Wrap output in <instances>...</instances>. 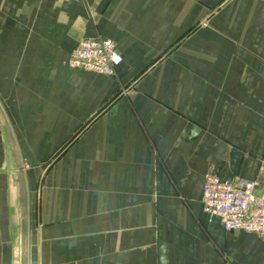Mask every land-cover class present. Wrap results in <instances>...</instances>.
<instances>
[{
    "label": "crops",
    "instance_id": "1",
    "mask_svg": "<svg viewBox=\"0 0 264 264\" xmlns=\"http://www.w3.org/2000/svg\"><path fill=\"white\" fill-rule=\"evenodd\" d=\"M207 171L264 199V0H0V264H264Z\"/></svg>",
    "mask_w": 264,
    "mask_h": 264
},
{
    "label": "built area",
    "instance_id": "2",
    "mask_svg": "<svg viewBox=\"0 0 264 264\" xmlns=\"http://www.w3.org/2000/svg\"><path fill=\"white\" fill-rule=\"evenodd\" d=\"M123 62L115 42L108 38H85L72 51L69 64L74 68L113 74ZM260 181L237 177L223 180L207 171L204 175V210L220 218L226 230H243L264 235V199L258 194Z\"/></svg>",
    "mask_w": 264,
    "mask_h": 264
}]
</instances>
